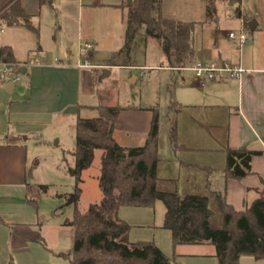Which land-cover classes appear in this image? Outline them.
<instances>
[{
  "label": "crops",
  "instance_id": "crops-1",
  "mask_svg": "<svg viewBox=\"0 0 264 264\" xmlns=\"http://www.w3.org/2000/svg\"><path fill=\"white\" fill-rule=\"evenodd\" d=\"M9 1L0 0V4L5 6ZM124 1L54 0L52 6H40L38 0H22L24 10L39 25V33L22 25L0 24L2 44L12 49L19 68L23 70L19 82L9 81L2 86L3 93L0 90L5 108L1 131L6 135L5 144H0V264H54L52 255L60 258L61 254L71 253L57 248L50 254L46 239L42 237L43 227L37 224L41 210L38 198L41 190L35 197L30 196V189L35 185L28 181L31 172L28 170L27 146L30 137L36 136L40 125L38 122L44 117L70 118L76 126L78 117H82L85 111L97 110L96 107L101 105L83 101V95L88 92V83L96 77L94 68L110 66L91 62L98 58L100 45L97 32L98 29L102 30V22L98 27L97 19L103 10H112L110 14L122 28L123 16L118 10L125 9L122 7ZM260 4H264V0H256L255 7L247 16L246 2L242 0V16L238 18L240 31L245 30L247 20H255L257 26L254 30L249 27L252 36L239 50L228 36L233 30L225 32L226 40L221 38L217 30L205 35L206 27L217 28L219 23H207V0L161 2L163 16L196 23L195 65L229 63L241 65L247 70L240 78L226 75L202 87L193 70H173L167 64L157 66L169 71L170 77L176 76L177 79L174 81L176 100L169 107L170 111L174 106V116L168 115L166 123L170 131L176 122L179 143L182 145L179 150L203 152L209 157L219 155L224 159L225 166L227 149L259 152L252 158L250 174L241 180L228 181L227 201L238 211L245 210L264 195V24ZM120 36L123 37V34ZM85 42L92 44V48L87 51L88 61L93 66L91 68L79 67V46ZM131 66L145 70L150 68L146 65H128ZM132 79L138 78L135 76ZM121 108L114 131L116 141L127 147L144 145L157 107ZM180 165L194 166L199 170L208 194V168H225H217L210 159L204 162H181ZM159 170L160 163L157 173ZM30 198L36 204L30 203ZM183 248L187 247H178L179 256H193L202 262L211 260L213 264H218L216 248L208 252H196L200 254L182 252ZM181 258L176 261L178 264H183ZM200 261L197 264H202ZM240 264H264V259L243 256Z\"/></svg>",
  "mask_w": 264,
  "mask_h": 264
},
{
  "label": "trees",
  "instance_id": "trees-1",
  "mask_svg": "<svg viewBox=\"0 0 264 264\" xmlns=\"http://www.w3.org/2000/svg\"><path fill=\"white\" fill-rule=\"evenodd\" d=\"M22 0L0 4L1 26H26L39 33V25L23 8ZM40 6L53 5L54 0H38ZM235 5V16H242V0H228ZM162 0H125L127 32L125 44L118 54L130 58L135 37L143 27L146 37L157 40L173 70L195 65L196 23L163 16ZM216 0H207V23H217ZM2 57L16 64L10 47H3ZM114 65V64H108ZM133 65L126 61L125 66ZM98 116L78 117L75 147L70 152L75 159L68 173L75 180V190L63 206H74V215L66 223L74 229L73 250L62 254L70 264H178L166 255L153 241H129L131 225L119 217L122 206L153 207L156 201L165 205L162 228L171 232L174 246L181 244H212L216 248L218 264H240L243 256L264 259V195L254 200L243 211L236 210L227 201V184L231 179L241 180L251 173V161L257 151L227 149L223 170L208 168V195L189 194L158 189L160 113L154 109L151 131L142 146L120 145L115 137V126L121 112L120 106L96 107ZM173 150L182 148L178 139L176 122L169 131ZM102 150L99 185L102 201L92 204L86 212L78 208L82 189V173L91 167L95 151ZM34 187H31V191ZM47 185H40L46 191ZM36 204L35 200L29 199ZM212 213H209V210ZM220 213V222L214 219Z\"/></svg>",
  "mask_w": 264,
  "mask_h": 264
},
{
  "label": "rangeland",
  "instance_id": "rangeland-1",
  "mask_svg": "<svg viewBox=\"0 0 264 264\" xmlns=\"http://www.w3.org/2000/svg\"><path fill=\"white\" fill-rule=\"evenodd\" d=\"M247 16L255 7L256 0H245ZM219 23L217 28L211 26L205 28L207 36L218 31L223 40H226L225 32L233 30L240 32V21L235 16L234 5L229 1L216 0ZM108 11L109 14L106 12ZM112 10H103L98 16L97 35L99 38L98 58L92 63L114 64L109 68L99 66L94 68L96 77L87 85L88 92L83 95V101L92 105H117L120 107H151L156 106L160 113L161 131L159 135V163L158 172L159 190L176 192L180 196L187 194L208 195L205 181L200 177V172L194 166L183 165L181 162H204L210 159L217 168L225 166V161L219 155L209 157L203 152L174 151L169 142V129L166 123L167 117L174 116L171 103L176 100V76L170 77V72L159 69L157 66L165 65V59L157 40L146 37L143 27L139 28L135 37V46L130 58L125 54H118L125 44L124 33L127 32V9L118 10L122 14V28L119 26ZM262 24H264V4H260ZM102 22V23H101ZM245 22V32L250 40L252 33ZM101 23V24H100ZM100 24V25H99ZM124 31V33H123ZM41 32V27H40ZM123 34V37L120 36ZM126 36V35H125ZM211 38V37H210ZM212 39V38H211ZM228 40V39H227ZM2 42V41H1ZM129 62L136 66H150L147 70L140 67L125 66ZM91 71V69H88ZM191 74V72H188ZM137 76V80L132 78ZM0 88L1 93H3ZM5 111L4 96H0V144H5V134L1 131L2 115ZM169 111V112H168ZM175 112V111H174ZM98 116L97 110H87L82 117L92 118ZM75 121L59 116L44 117L38 122L39 129L36 136L30 137L28 142V170L31 177L28 181L35 185L30 196L35 197L40 190V185H47L46 191L41 190L38 198L41 201L38 225L43 227L42 237L46 239L50 254L59 248L60 251L72 252L74 241V229L66 223L74 215V206L66 205V198L75 190L76 180L68 173V166H73L75 159L70 153L75 147L76 128ZM37 123V124H38ZM103 151L96 150L93 163L90 168L82 173V189L78 208L86 212L92 204L102 201V191L99 185L101 174V157ZM166 208L162 201H156L153 207L122 206L119 217L128 221L131 225L129 241H153L169 257L177 261L179 257L183 264H197L200 260L193 256H179L178 247L182 252L200 254L196 252L212 251V244L193 245L181 244L174 246L172 234L169 230L160 228L164 224ZM214 219L220 222V213L214 212ZM62 257V258H61ZM52 255L54 264H70L67 258ZM249 259L251 256H244ZM254 259V258H253ZM202 262V261H200ZM202 264H213L211 260H205Z\"/></svg>",
  "mask_w": 264,
  "mask_h": 264
},
{
  "label": "built area",
  "instance_id": "built-area-1",
  "mask_svg": "<svg viewBox=\"0 0 264 264\" xmlns=\"http://www.w3.org/2000/svg\"><path fill=\"white\" fill-rule=\"evenodd\" d=\"M2 29H0L1 31ZM229 38L234 45L241 50L248 42V34L244 30L240 32L231 31L228 33ZM3 44L0 39V88L7 82L17 83L21 80V72L19 66L6 62L2 57ZM92 48V44L85 42L79 46L80 62L79 67L91 68L93 67L87 58V51ZM193 70L199 81L200 86L205 87L208 83L213 82L221 77L229 75L234 78H240L247 71L241 65L234 66L229 63H201L193 67H188Z\"/></svg>",
  "mask_w": 264,
  "mask_h": 264
},
{
  "label": "water",
  "instance_id": "water-1",
  "mask_svg": "<svg viewBox=\"0 0 264 264\" xmlns=\"http://www.w3.org/2000/svg\"><path fill=\"white\" fill-rule=\"evenodd\" d=\"M129 1H131V0H129ZM248 25H249V27H250L251 30H254V29L256 28V26H257V22H256L255 20H252V21H250V22L248 23ZM20 72L23 73L22 68L20 69ZM212 212H213V211L210 209V210H209V213H212Z\"/></svg>",
  "mask_w": 264,
  "mask_h": 264
}]
</instances>
